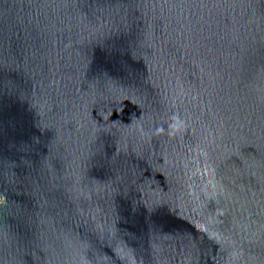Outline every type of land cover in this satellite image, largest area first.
<instances>
[{"label":"water","instance_id":"95a60500","mask_svg":"<svg viewBox=\"0 0 264 264\" xmlns=\"http://www.w3.org/2000/svg\"><path fill=\"white\" fill-rule=\"evenodd\" d=\"M0 264H264V0H0Z\"/></svg>","mask_w":264,"mask_h":264}]
</instances>
